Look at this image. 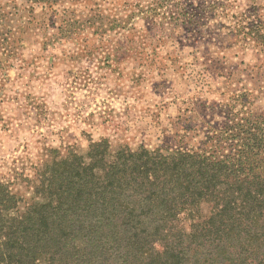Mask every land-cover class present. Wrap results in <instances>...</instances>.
<instances>
[{
    "label": "rangeland",
    "instance_id": "obj_1",
    "mask_svg": "<svg viewBox=\"0 0 264 264\" xmlns=\"http://www.w3.org/2000/svg\"><path fill=\"white\" fill-rule=\"evenodd\" d=\"M256 27L264 0H0V182L28 199L92 144L196 149L260 113Z\"/></svg>",
    "mask_w": 264,
    "mask_h": 264
},
{
    "label": "trees",
    "instance_id": "obj_2",
    "mask_svg": "<svg viewBox=\"0 0 264 264\" xmlns=\"http://www.w3.org/2000/svg\"><path fill=\"white\" fill-rule=\"evenodd\" d=\"M229 109L196 149L92 144L28 199L0 182V264H264V110Z\"/></svg>",
    "mask_w": 264,
    "mask_h": 264
}]
</instances>
